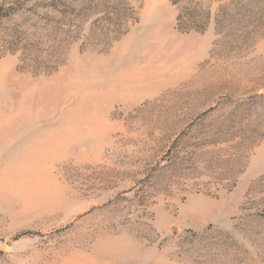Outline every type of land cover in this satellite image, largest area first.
Wrapping results in <instances>:
<instances>
[{"label":"rangeland","instance_id":"1","mask_svg":"<svg viewBox=\"0 0 264 264\" xmlns=\"http://www.w3.org/2000/svg\"><path fill=\"white\" fill-rule=\"evenodd\" d=\"M0 264H264V0H0Z\"/></svg>","mask_w":264,"mask_h":264}]
</instances>
